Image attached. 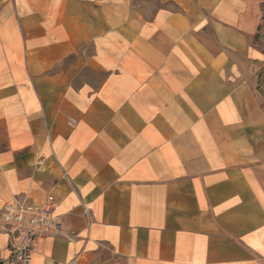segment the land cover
I'll list each match as a JSON object with an SVG mask.
<instances>
[{
    "label": "crops",
    "instance_id": "0c3cea01",
    "mask_svg": "<svg viewBox=\"0 0 264 264\" xmlns=\"http://www.w3.org/2000/svg\"><path fill=\"white\" fill-rule=\"evenodd\" d=\"M263 2L0 0V209L62 221L31 264H264Z\"/></svg>",
    "mask_w": 264,
    "mask_h": 264
},
{
    "label": "built area",
    "instance_id": "2783aa9c",
    "mask_svg": "<svg viewBox=\"0 0 264 264\" xmlns=\"http://www.w3.org/2000/svg\"><path fill=\"white\" fill-rule=\"evenodd\" d=\"M77 121L69 118L67 125L74 127ZM62 176L70 182L68 174ZM57 201L47 194L43 202L15 199L0 209V229L8 236V255L0 258V264H31L32 246L48 236L62 233L61 215L56 212ZM81 217L86 223L92 221L90 209L83 204Z\"/></svg>",
    "mask_w": 264,
    "mask_h": 264
},
{
    "label": "rangeland",
    "instance_id": "374dc122",
    "mask_svg": "<svg viewBox=\"0 0 264 264\" xmlns=\"http://www.w3.org/2000/svg\"><path fill=\"white\" fill-rule=\"evenodd\" d=\"M261 11V22L252 39L257 44L262 56L260 60L250 63L251 68L247 71V77L252 91L260 101L264 110V2L261 5ZM115 261L116 259L112 258L108 251L104 250L87 264H114Z\"/></svg>",
    "mask_w": 264,
    "mask_h": 264
}]
</instances>
